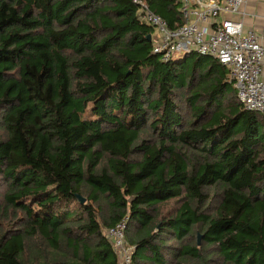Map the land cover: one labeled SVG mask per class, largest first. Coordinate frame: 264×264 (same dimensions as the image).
Listing matches in <instances>:
<instances>
[{
  "label": "trees",
  "instance_id": "1",
  "mask_svg": "<svg viewBox=\"0 0 264 264\" xmlns=\"http://www.w3.org/2000/svg\"><path fill=\"white\" fill-rule=\"evenodd\" d=\"M151 34L134 0H0V214L27 221L0 264H118L122 220L133 264H264V118L217 60L163 61Z\"/></svg>",
  "mask_w": 264,
  "mask_h": 264
},
{
  "label": "built area",
  "instance_id": "2",
  "mask_svg": "<svg viewBox=\"0 0 264 264\" xmlns=\"http://www.w3.org/2000/svg\"><path fill=\"white\" fill-rule=\"evenodd\" d=\"M177 1L183 24L171 29L146 0H134L139 20L152 28L153 53L163 61L191 52L217 60L227 69L243 108L264 118V32L245 26V19L258 17L247 11L249 0ZM126 230L127 221L122 220L106 232L118 264H133L135 248L129 245Z\"/></svg>",
  "mask_w": 264,
  "mask_h": 264
},
{
  "label": "rangeland",
  "instance_id": "3",
  "mask_svg": "<svg viewBox=\"0 0 264 264\" xmlns=\"http://www.w3.org/2000/svg\"><path fill=\"white\" fill-rule=\"evenodd\" d=\"M5 137H6L5 131L3 129H0V140L4 139ZM104 164H105V160L102 162V165ZM7 189L8 188L6 187V185L0 180V212L2 211V209H4L5 206L4 196L7 192ZM178 207H179L178 202L170 201L162 207L163 209L162 213L169 215V213L173 212V210ZM209 213L210 214L213 213V208L210 207ZM24 220L25 218L21 215L20 212L16 214L13 211L9 210L6 213L4 212L0 214V234H3L9 230L10 231L19 230L23 228V226H25ZM28 245L29 246H28V250L26 251L25 258L29 262H36L40 257H42L45 254L46 247L39 239H28Z\"/></svg>",
  "mask_w": 264,
  "mask_h": 264
},
{
  "label": "crops",
  "instance_id": "4",
  "mask_svg": "<svg viewBox=\"0 0 264 264\" xmlns=\"http://www.w3.org/2000/svg\"><path fill=\"white\" fill-rule=\"evenodd\" d=\"M249 13H255L258 17L255 19L247 18L244 23L246 27H253L258 32H264V0H249L246 7ZM264 80V71H263Z\"/></svg>",
  "mask_w": 264,
  "mask_h": 264
},
{
  "label": "water",
  "instance_id": "5",
  "mask_svg": "<svg viewBox=\"0 0 264 264\" xmlns=\"http://www.w3.org/2000/svg\"><path fill=\"white\" fill-rule=\"evenodd\" d=\"M148 41L151 42V35L148 36ZM78 198H79V200H80V202H81L82 204H84V203L86 202V199L83 198L82 196L78 195ZM200 238H201V237H199V239H200Z\"/></svg>",
  "mask_w": 264,
  "mask_h": 264
}]
</instances>
